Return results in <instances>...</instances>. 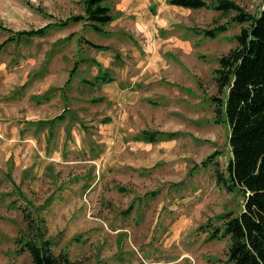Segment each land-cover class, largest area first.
<instances>
[{
  "label": "rangeland",
  "instance_id": "rangeland-1",
  "mask_svg": "<svg viewBox=\"0 0 264 264\" xmlns=\"http://www.w3.org/2000/svg\"><path fill=\"white\" fill-rule=\"evenodd\" d=\"M211 1L104 0L113 19L97 29L62 23L87 0H0L13 32L51 23L0 28V264H31L32 239L77 264H235L224 215L245 194L213 97L248 22Z\"/></svg>",
  "mask_w": 264,
  "mask_h": 264
},
{
  "label": "trees",
  "instance_id": "trees-1",
  "mask_svg": "<svg viewBox=\"0 0 264 264\" xmlns=\"http://www.w3.org/2000/svg\"><path fill=\"white\" fill-rule=\"evenodd\" d=\"M104 0H87L84 14H75L62 23L85 19L97 29L113 19L111 8ZM185 7L212 6L209 0H170ZM217 9L238 10L233 18L243 25L236 34L237 44L219 57L215 68V81L218 91H226V98L214 95L218 101V113L225 112L230 126L229 142L232 156L228 164L232 185H238L245 194L244 207L238 214L227 212L224 215L226 233L231 237L230 258L235 264H264V7L258 14L245 10L233 0H215ZM51 23L38 28L11 30L0 24V28L12 31L8 39L15 35H41ZM220 24L206 28L207 35H216ZM6 40V41H7ZM61 114L51 118L54 121ZM158 131L152 132L157 139ZM211 154L204 162L211 160ZM221 180V178H218ZM28 249L32 254L31 264H77L66 253H56L50 240L41 243L29 240ZM93 264H110L98 260Z\"/></svg>",
  "mask_w": 264,
  "mask_h": 264
}]
</instances>
